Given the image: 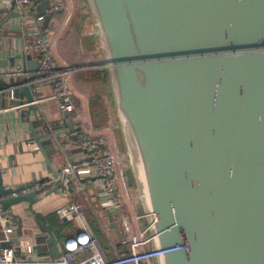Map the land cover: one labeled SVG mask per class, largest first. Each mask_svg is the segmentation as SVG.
<instances>
[{
	"label": "water",
	"instance_id": "1",
	"mask_svg": "<svg viewBox=\"0 0 264 264\" xmlns=\"http://www.w3.org/2000/svg\"><path fill=\"white\" fill-rule=\"evenodd\" d=\"M32 1L41 36L51 3ZM85 3L103 55L92 66L106 77L152 247H180L156 264H264V0ZM15 18L11 12L0 27ZM8 64L14 59L0 61ZM23 66L34 73L37 60L27 55ZM21 94L32 102L28 88ZM31 113L32 104L21 116L51 169L60 146L49 131L36 133ZM52 178L45 193L6 198L2 210L26 203L33 215L49 194H73L70 180L63 192L60 171ZM31 184L7 188L0 168V197ZM32 222L36 247L57 259L53 230L43 217Z\"/></svg>",
	"mask_w": 264,
	"mask_h": 264
},
{
	"label": "built area",
	"instance_id": "2",
	"mask_svg": "<svg viewBox=\"0 0 264 264\" xmlns=\"http://www.w3.org/2000/svg\"><path fill=\"white\" fill-rule=\"evenodd\" d=\"M51 8L46 12H52V17L64 14L61 25L57 31H43L39 36V26L42 18L34 19L37 3L32 0H0V23L8 18L11 12L17 14V18L10 19L0 27V58L5 52L14 59V66L0 68V82L3 87L0 94H7L10 101L16 103L13 109H26L30 104L38 111L47 102L56 105L61 114L75 115L72 117L73 127L68 131V136L72 137L78 147L85 151L88 156L85 163L67 164L61 170V175L67 178L63 181V192H66L68 180L71 182L73 193L81 191L78 185L80 178L87 177L98 180L101 188L100 195L97 196L98 220L104 230L110 246L112 257L107 256L98 239L96 238L84 212L82 204L70 203L57 210L60 220L70 221L76 231L60 243V256L52 259L49 256H40V251L36 247L35 237L39 235L36 226L24 225L22 234H17V223L10 214V210H2L1 201L6 198H13L18 195L34 193L40 195L53 187L55 180H44L40 183H33L29 187H24L17 192L0 197V264H156V260L168 252L179 250L180 247L160 250L152 247V239L149 237V228L144 224L143 214L134 211V206L130 204V209L126 208L124 201L126 198V177L120 166V159L115 149V144H109L107 138L101 133L108 131L112 135L107 125L94 130L90 123L86 126L78 115L75 107V86L73 76L77 72L88 69H98L97 66L72 67L64 64L55 54V36L67 27L71 21V12L68 11L65 0H48ZM71 8V5L69 6ZM52 19V18H51ZM51 21V20H50ZM48 22L47 27L52 23ZM13 23L15 29L9 28ZM16 35V43H12L10 35ZM11 43V44H10ZM12 45L9 52L8 46ZM27 55L35 57L37 69L34 73H29L23 66ZM17 78L27 79V81L16 84ZM11 81H14L11 84ZM28 88L32 102L27 103L21 100L17 103V91ZM49 88L48 92L44 88ZM88 104V103H87ZM25 184L12 186L17 189ZM111 213V220L107 216ZM27 218L22 219V223ZM109 220V225L105 226L103 220ZM113 229V231H112ZM113 232V233H112ZM13 234H17V243H10ZM41 247V245H40ZM44 247V246H43Z\"/></svg>",
	"mask_w": 264,
	"mask_h": 264
},
{
	"label": "crops",
	"instance_id": "3",
	"mask_svg": "<svg viewBox=\"0 0 264 264\" xmlns=\"http://www.w3.org/2000/svg\"><path fill=\"white\" fill-rule=\"evenodd\" d=\"M9 28L15 29L14 24L11 23ZM11 37L13 38L12 43L15 44L16 35H11ZM11 48L12 45H9V52ZM10 58V54L5 52L4 56L0 58V61H8ZM31 59L33 61L36 60V58L32 56ZM7 66H10V64ZM5 67L6 66L0 68L3 69ZM13 82L14 81H11V84ZM15 82L16 84H20L24 82V79L17 78ZM3 86V83L0 82V89ZM44 90L48 92L49 88L45 87ZM17 97V103L25 99L20 91H17ZM78 100L79 102L77 101L78 105L76 107L77 112L81 116L78 113L77 115L83 119L82 122L86 126L88 122L91 125L87 104L88 100L82 99L81 97H79ZM15 105L16 103L10 101L7 94H0V168L2 170L4 185L7 188L20 184H31L40 180L53 179L52 171L58 170L61 172L62 168L67 164H81L87 161L88 154L78 147L76 141L72 137L68 136V131L73 127L72 116L61 114L57 110L55 104L47 102L38 111L37 119L32 113L30 114L29 122L40 136L46 131H49L55 138L56 143L60 146L61 150L59 153H53L49 156L50 169L45 163L43 155L40 153L38 144L31 139L32 135L28 130L26 114L21 116L22 111L25 109H13ZM82 180L84 181L83 184L80 183L82 186L78 185L79 189H81L80 192L76 190L73 194H67L66 197L56 193L49 194L42 201L32 206L34 211L33 215L28 211L26 203L10 207V214L17 223V234L21 235L22 227L32 224L33 218L39 216V219L41 217L45 219L47 227L53 230L58 241L62 243L64 237H69L76 229L72 225V222L60 220L56 212L58 209L73 202L82 203L87 220L88 215L94 214L98 219L97 196L100 195L101 192L98 180L93 178L87 179V177L80 178V181ZM51 214L54 215L61 224L70 223V225L64 226L61 229L57 227L52 228L51 226H53V223H50L47 219ZM24 217L27 219L22 223ZM103 223L107 226L109 225V220H103ZM38 250L40 251V256H49V254L45 252V247L39 246Z\"/></svg>",
	"mask_w": 264,
	"mask_h": 264
},
{
	"label": "rangeland",
	"instance_id": "4",
	"mask_svg": "<svg viewBox=\"0 0 264 264\" xmlns=\"http://www.w3.org/2000/svg\"><path fill=\"white\" fill-rule=\"evenodd\" d=\"M78 0H65V3L67 5L68 11L71 12V20L72 17L74 18L75 14L77 15V4H78ZM71 5V8L69 7ZM67 11L62 14V19L64 17V15H66ZM85 14V19H82L81 15ZM79 17L82 20V28H81V35L82 36H91L93 34V30H95L94 27V21L92 19V16L90 15L89 11L87 8H84L82 10L79 11ZM71 22V21H70ZM70 24V23H69ZM61 25V21L59 23V27ZM68 27V26H67ZM65 27L61 33L58 36H55V54L57 56V58L59 60H61V62H63L64 64L68 65V66H72L75 65L76 62H79L82 60V58L89 57V55L91 54H98L100 58L103 57L102 55V49H101V45L99 44V42L97 41L96 43V47L94 49L93 52H91V50L86 49V48H82L81 46L79 47L78 45L76 46L74 43V37L71 34L70 36H66L65 32H66V28ZM13 30V29H11ZM57 31V30H55ZM76 61L75 63H73V61ZM92 66V65H90ZM74 67V66H72ZM88 70H97L96 69H88ZM73 83L75 86V107L77 106V101L78 98L81 97L82 99H87L88 100V95L90 93H92L93 91H95L96 93L102 94L106 87H103V85L101 83L98 84H94L92 85H88L85 86V90H80V87H82L81 84L76 83L74 80V76H73ZM107 127H109V129L112 132V135H110V133L108 131L102 132L101 134L103 136H105L109 142V144L111 142H113L115 144V149L118 153L119 159H120V166L122 168L123 173L125 174L126 177V198L128 201H124L125 204V211L127 213L126 208L130 209V204H132L134 207V211L137 213L142 214L141 211V204H140V199L138 196V192L136 190V187L133 183V178H132V172H131V167H130V161L128 158L127 153L124 151L122 143H121V139H120V130H119V121H118V117L116 112L114 111V107L112 104L111 100H107ZM77 110V107H76ZM79 204H82L80 202H76Z\"/></svg>",
	"mask_w": 264,
	"mask_h": 264
},
{
	"label": "trees",
	"instance_id": "5",
	"mask_svg": "<svg viewBox=\"0 0 264 264\" xmlns=\"http://www.w3.org/2000/svg\"><path fill=\"white\" fill-rule=\"evenodd\" d=\"M78 4H77V15L75 14L74 18L72 17V20L70 22V24L68 25V27L66 28V36H70L71 34L74 37V41H75V45L77 46H81L82 48H86L91 50V52L94 51L95 47H96V40L93 36H82L81 35V28H82V20L79 17V11L87 8L85 0H78ZM82 19H85V14L81 15ZM62 19V14H58L52 17L51 19V23L53 24L52 27L48 26L46 27V29L44 31H55L60 23ZM102 60V58L99 57L98 54H91L87 55V57L82 58L81 61L76 62L75 60L73 61V63H75V65H72L74 67H86L89 65H97L100 61ZM104 73L102 70L97 69V70H87V71H82V72H77L74 74V80L76 83H79L82 85V87H80V90H85V86L88 85H94V84H98L101 83L103 85V87H106V77H101V74ZM110 100V93L108 92V89L106 88L105 91L102 94L96 93L95 91H93L92 93H90L88 95V109H89V114H90V121H91V126L94 130H100L102 128H104L107 124L108 118H107V103L106 101ZM79 102V100H78ZM77 102V105H78ZM78 112H76L77 115ZM79 114V113H78ZM80 115V114H79ZM78 115V116H79ZM72 117L75 116L74 114L71 115ZM81 116V115H80ZM121 139V138H120ZM122 143V141H121ZM123 146V145H122ZM126 212V211H125ZM37 218H39V216H37ZM48 221L50 223H53V226H51L52 228H59L61 229L64 226H69L70 223H64L61 224L60 221H58L56 219V217L54 215H49L47 217ZM88 220H89V224L96 236V238L98 239L101 248L107 252V256L108 257H112V253L110 252V246L109 243L107 241V238L104 234V231L101 227L100 221L97 219L96 215H88ZM55 225V226H54ZM67 237H64V240Z\"/></svg>",
	"mask_w": 264,
	"mask_h": 264
}]
</instances>
